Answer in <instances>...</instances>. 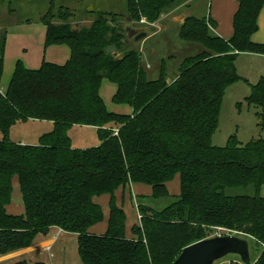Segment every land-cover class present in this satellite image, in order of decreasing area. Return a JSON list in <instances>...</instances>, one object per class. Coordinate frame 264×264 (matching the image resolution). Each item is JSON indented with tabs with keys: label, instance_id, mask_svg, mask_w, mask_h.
Instances as JSON below:
<instances>
[{
	"label": "trees",
	"instance_id": "16d2710c",
	"mask_svg": "<svg viewBox=\"0 0 264 264\" xmlns=\"http://www.w3.org/2000/svg\"><path fill=\"white\" fill-rule=\"evenodd\" d=\"M10 1L19 0H6L12 14ZM40 1L44 45L63 44L70 53L63 64L43 60L37 68L17 60L0 92V257L58 227L77 235L82 264H172L186 245L217 227L252 237L261 246L253 264H264V135L242 142L232 134L223 146L212 143L225 93L237 82L249 86L244 100L258 108L256 125L264 130V77L249 84L236 68L241 53L264 54V43L251 38L264 0H237L228 38L216 33L209 14L186 16L178 37L201 50L184 57L171 75L162 59L154 78L141 50L128 46L126 26L142 19L151 26L189 0H115L108 8L84 6L86 0ZM5 39L3 28L0 80ZM109 46L115 51L106 53ZM103 79L116 85L112 102L128 105L131 114L106 106ZM27 121H49L52 128L35 143L11 139V128ZM74 125L96 127L99 143L73 147L68 131ZM177 174L175 199L162 209L139 203L140 223L127 236L115 191L139 183L151 186V198L167 197L166 183ZM14 176L20 214L6 210ZM249 187L253 194L226 192ZM101 195L109 196L107 228L94 233L88 227L104 214L93 198ZM1 264L30 262L20 256Z\"/></svg>",
	"mask_w": 264,
	"mask_h": 264
},
{
	"label": "rangeland",
	"instance_id": "374dc122",
	"mask_svg": "<svg viewBox=\"0 0 264 264\" xmlns=\"http://www.w3.org/2000/svg\"><path fill=\"white\" fill-rule=\"evenodd\" d=\"M190 3L197 2L199 0H189ZM11 2V1H10ZM95 7L108 8L111 4H116V1L109 0H86L83 4L84 6L89 5V3ZM200 7H194V4L191 8L187 7L184 11L187 14H193L196 16H203L209 14L211 10L212 0H201ZM11 5L14 9V13H10L8 11V3L6 0H0V30L6 29V39H5V47L3 51V72L0 80V87H6L9 83V78L12 75L13 68L15 62L20 60L24 65L30 66L29 68H37L41 64L43 60L48 59L49 51L48 46L44 45L45 38V28L42 23L39 22V17L44 10V3L38 0H19L16 4L15 1L11 2ZM10 6V8H12ZM183 6V5H182ZM78 9V7H77ZM263 9V8H262ZM261 9L258 15V29L254 34L261 33L264 35V11ZM213 17V15L211 14ZM22 18V19H21ZM29 18L30 22H25L24 20ZM84 24H88L87 22H83ZM144 20L142 19L138 23H131L126 27L136 30V34L140 32L147 31L148 35H144L142 37L135 38V36L128 37L127 42L130 48H138L142 52V60L149 62L148 70H157L159 69V62L157 65L154 62L156 60L161 59L163 56H158V52L155 51V48L158 47L156 41L154 42V36L150 37L154 31L159 29V25L157 23L151 24V26L145 25ZM227 24L230 26L232 24V17ZM148 26L149 28H144ZM224 24L222 23V26ZM226 26V22H225ZM220 27V24H219ZM222 29V27H221ZM218 30V26L216 28ZM217 32V31H216ZM135 34V35H136ZM151 40V41H150ZM184 42V41H183ZM264 42V41H262ZM187 43V42H185ZM196 48L185 45L184 48L187 49V52H180L179 50H174L172 54L175 56L171 57L168 61V66L173 67V69H177L180 61L190 55L195 54L201 48L197 44L187 43ZM157 45V46H156ZM52 46V45H50ZM66 46V45H65ZM156 46V47H153ZM67 47V46H66ZM161 48V47H160ZM162 49V48H161ZM164 49V46H163ZM159 50V49H158ZM166 53H164L165 56ZM241 57L237 60L238 68L241 71H244L247 78L253 82L256 78V74H253L254 70H258L261 68V63L259 61H255L254 63L250 61H246V59H242ZM144 64V63H143ZM243 65V66H242ZM158 66V67H157ZM154 68V69H153ZM247 69V70H245ZM170 75L172 70H170ZM157 76V72H152L150 77L154 78ZM170 80V79H168ZM250 84V83H249ZM115 88V83L103 79L99 92L103 97L106 105L110 107L111 105H117L111 101L112 89ZM250 89L247 83L245 82H237L235 85L227 89L225 96L222 101L220 116H219V124L218 128L212 136V143L217 146H223L226 142V139L230 135H235L238 140L245 142L249 139H255L259 136L264 135V130H261L256 125V112L258 108L255 105H249L245 102L244 97H246L249 93ZM122 106V105H120ZM127 106L125 105V108ZM48 121H28L24 123H18L14 125L10 130V138L15 141V139H24L28 143H35L37 141L38 135L48 129L49 126ZM75 128V127H74ZM74 128H70L69 134L71 136L72 143L78 141L83 143L84 139H91L92 133L91 131L87 132V136L82 135L77 136L78 134L73 131ZM45 129V130H44ZM72 132V133H71ZM72 134V135H71ZM94 137V136H93ZM92 137V138H93ZM93 141H95L93 139ZM88 143V142H86ZM89 147L90 144H86ZM12 199L11 202L6 205L7 212L12 214H20L23 213V205L21 201V193L19 190L17 176L12 178ZM150 189L149 185H141ZM166 188L168 190L169 195L167 197H162L159 199L150 198L147 196H142V201L145 204L154 207L155 209H162L170 204L176 197V195L180 192V179L179 175H175L172 180L166 183ZM118 191L121 192L120 197L118 198L117 203L123 209L126 220H125V232L131 231V227L139 222L140 218L138 215V211L136 210V206L133 202L134 198V188L133 185L126 184L125 186H120ZM228 194H253L254 190L249 188H236V189H228L226 190ZM260 194L264 196V185L261 186ZM106 221L105 215L102 221L93 224L88 227L90 231H99L102 228V225ZM54 232L48 233V235L41 236V239L52 237ZM236 234L241 237L248 239L249 244V256L250 262L249 264H253L255 259L257 258L261 246L257 245L256 242L247 234H243L237 231H228L224 228H209L206 231L207 237H211L214 235H223V234ZM54 237V236H53ZM56 239V240H55ZM36 242V240H34ZM43 241V240H41ZM41 241L37 243L39 246L30 251V253H23L22 256L28 257L30 264H33L36 260H41L43 262H47L48 264H82L80 261V257L77 251V235L74 233H68L66 231H57L55 238H53V243L41 244ZM34 245V242L32 243ZM31 244V245H32ZM36 244V243H35ZM28 248V247H27ZM27 248L21 249V252H25ZM3 261H6L3 260ZM2 261V262H3ZM213 264H243L240 258L237 255H226L223 258L216 260Z\"/></svg>",
	"mask_w": 264,
	"mask_h": 264
},
{
	"label": "crops",
	"instance_id": "0c3cea01",
	"mask_svg": "<svg viewBox=\"0 0 264 264\" xmlns=\"http://www.w3.org/2000/svg\"><path fill=\"white\" fill-rule=\"evenodd\" d=\"M200 2H201V0H199L197 2H193V3H190V1H189V4L188 5L184 4L183 6H180V7L176 8V9H174V10H172V11H170V12L164 14V15H162L155 22V23H157L160 26L159 27L160 30L157 31V29H156L154 31V33L150 37H153L155 35L154 38H153L154 40H152L153 41V45H154V42L155 41H156V44L158 45V47L155 48V51L158 52V56H163V57L161 59H158V58L156 60L154 59V62L157 65V63L158 62L160 63L162 59H164V58L167 59V68H168L167 71L168 72H170V70H172V71L174 70L173 67L175 65L172 66V67L168 66V64H169L168 61L170 60V58L173 57V56H175L174 54H172V52L174 50H179L180 52H187V54H189L188 51H187V49L184 48V44L196 48V46H193L191 44H187V43L183 42V40H180L179 37H178V32H179V27L183 23V21L186 18V16L191 15V14L185 13L184 10L187 7H190L191 8L194 4H196L194 7H196V8L197 7H200V4H201ZM237 5H238L237 0H212V4L210 6L211 7V10H210V12L208 11V13H209L210 16H211V14L213 15V17L212 16L211 17L217 23L218 30H215V31H217L216 33L218 35H220V36H222L224 38H228V37L231 36V34L233 32V27H232V24L229 26L227 24V22H228V19L230 20L231 17H233V14H234V12H235V10L237 8ZM262 8H263L262 10L264 11V6ZM225 22H226V26H225ZM257 22H258V19H257ZM222 23L224 24L223 26H222ZM219 24H220V27H219ZM221 27H222V29H221ZM44 28H45V26H44ZM45 31H46V29H45ZM251 38L255 42L264 43V42H262V41H264V35L261 34V33L253 34ZM156 46H153V47H156ZM163 46H164V49H163ZM199 49L201 50V48H199ZM196 50H197V48H196ZM48 51H49L48 53H49V56L50 57L48 59H46V61L54 62V63H57V64H63L68 59L69 53H70L69 48L66 47L63 44H61V45L48 46ZM164 53H166L165 56H164ZM190 55H192V54H190ZM241 57H243L244 59H246V61H250L252 63H254L257 60V61H259V63H261V66L262 67L259 68L258 70L256 69V70L253 71V74L254 73L256 74V78L254 79L253 82H251L247 78L248 75L246 76L244 74L245 72L244 71H241L238 68L239 65H237L238 62L236 60V68H237V72L240 75V77H242L243 79L247 80V82L250 83V84H254L261 77H264V54L241 53L238 56L237 59L239 60ZM142 61L144 62V65H145L146 68H148L150 66L149 62L144 61V60H142ZM148 64H149V66H148ZM26 66L27 67H30L28 65H26ZM245 70H247V69H245ZM157 71H158V69L155 70V71L154 70H149V72H151V74H152V72H157ZM9 80H10V78H9ZM115 90H116V85H115V88L112 89V95L110 97L111 98V101H112V96H113ZM5 91H6V87H3V88L0 87V92L1 93H5ZM126 106L127 107L125 108V105L120 106L118 104L117 105H114L113 104L110 107H108V106L107 107L111 111L122 112V113H126V114H131L132 113V108L129 107L128 105H126ZM36 122H40V121H36ZM49 123L50 124L48 126V129H46V130L44 129L45 131L41 132L38 135V137L41 134H43V133L48 132V131L51 130L52 123L51 122H49ZM71 128H74L73 131H75L78 134L77 136H80V135H82V133H84L82 136H85L86 137L87 136L86 134H87L88 131H91L92 137L94 136L93 138L91 137V139H84L83 143L78 142V141H76L75 143L74 142L72 143V140H71V144H72L73 147H76V148H84L85 146H88L86 144H90L91 146H93V145H97L99 143V140H98V137H97L96 127L87 126V125H74ZM69 136H70V134H69ZM38 137H37V139H38ZM70 139H71V136H70ZM93 139L95 141H93ZM15 141H19L21 143H28L24 139H15ZM86 142H88V143H86ZM128 185H133V188H134V198H132V199H133V202H134V204L136 206V210L138 211V215H139L140 214L139 213V209H138L139 203H142L144 205L150 206L148 204L143 203L142 196L150 197L151 192H152L151 186H150V189H147V187L141 186V185H144V184L128 183ZM120 195H121V192L118 191V190H116L115 191V194H114V197H115V200H116V204L119 207H121V206L117 203V201H118V198L120 197ZM93 200H94V202L98 203L102 207V211H103V214L105 215L106 221L104 220V223L102 225V228L103 229H100L99 231H96V232L90 231V230L89 231L90 232H94V233H102L107 228V219H108V214H109V205H108L109 204V196L108 195L96 196V197L93 198ZM152 208H154V207H152ZM6 210H7V207H6ZM139 223H140V220L136 224H139ZM57 231L62 232L63 230L60 229V228H58V227H52L48 231V233H50V234H51V232H54L53 235H52V237H47V238H44V239H41V236L44 237V235L38 234L35 237V239H34V240H36V242L34 241V245L32 244L31 246H29L25 250V252H21V250H18V251H14L12 253H9L7 255L1 256L0 257V264L1 263H4V262H7L9 260H14L17 257L22 256L23 253H26V252L27 253L28 252L30 253V251L35 250L39 246L37 243H39L41 240H43V241H41V244L53 243V238H55V235H56V232ZM48 233L46 234V236L48 235ZM126 235L127 236H130L131 235V232L130 231L129 232L127 231ZM5 259H6V261H3Z\"/></svg>",
	"mask_w": 264,
	"mask_h": 264
},
{
	"label": "water",
	"instance_id": "95a60500",
	"mask_svg": "<svg viewBox=\"0 0 264 264\" xmlns=\"http://www.w3.org/2000/svg\"><path fill=\"white\" fill-rule=\"evenodd\" d=\"M127 37H142L146 32L136 34V30L126 27ZM136 34V35H135ZM128 39V38H127ZM127 41V40H126ZM115 51V46L105 49ZM237 255L243 264L250 262L248 239L236 234L214 235L186 245L172 264H213L226 255Z\"/></svg>",
	"mask_w": 264,
	"mask_h": 264
},
{
	"label": "built area",
	"instance_id": "2783aa9c",
	"mask_svg": "<svg viewBox=\"0 0 264 264\" xmlns=\"http://www.w3.org/2000/svg\"><path fill=\"white\" fill-rule=\"evenodd\" d=\"M115 134H117V131L115 132ZM141 216H140V214H139V218H140Z\"/></svg>",
	"mask_w": 264,
	"mask_h": 264
}]
</instances>
